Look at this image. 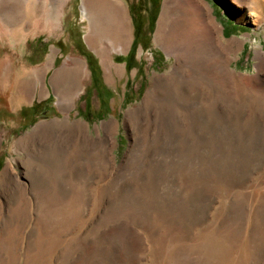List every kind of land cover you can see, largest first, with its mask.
<instances>
[{"label": "rangeland", "instance_id": "1", "mask_svg": "<svg viewBox=\"0 0 264 264\" xmlns=\"http://www.w3.org/2000/svg\"><path fill=\"white\" fill-rule=\"evenodd\" d=\"M99 3L0 0V264H264V0Z\"/></svg>", "mask_w": 264, "mask_h": 264}, {"label": "trees", "instance_id": "2", "mask_svg": "<svg viewBox=\"0 0 264 264\" xmlns=\"http://www.w3.org/2000/svg\"><path fill=\"white\" fill-rule=\"evenodd\" d=\"M154 4L156 5L157 4V1H154ZM232 27H231V29H233V31L234 30H236L238 27H236V26H233V25H231ZM133 46H135L134 45V43H133ZM81 46H78L77 48H78V51L79 50H81V49H79ZM81 55L86 59V61L88 62V66H89V70H90V77H91V80H92V84L93 85H95V87H96V84H97V80H96V77H95V74H93L94 73V70H93V67L94 66H96L95 64L93 65V64H91V58H92V55L90 54V53H87V51L86 50H81ZM94 87V88H95ZM48 101H51V96H49L48 97V100H47V102ZM46 103H41V104H38V103H34L32 106H30V107H27V108H23V109H21L20 110V112H19V114L20 115H28V116H30V119H29V123H28V125H31L32 123H34L36 120V117H37V113L39 112V111H41V113H42V109L46 106L45 105ZM45 105V106H44ZM49 108H51L50 106H49ZM24 126L25 125H22L21 126V128H24ZM25 129V128H24Z\"/></svg>", "mask_w": 264, "mask_h": 264}, {"label": "bare ground", "instance_id": "3", "mask_svg": "<svg viewBox=\"0 0 264 264\" xmlns=\"http://www.w3.org/2000/svg\"><path fill=\"white\" fill-rule=\"evenodd\" d=\"M100 1H102V0H92L93 4L96 5V6L100 4L99 3ZM84 13H85V11H84ZM121 43H122V40L120 39V37L116 36L115 44H121ZM65 80H66V83L68 84V82L71 80V78L69 77V78H66ZM69 84L65 88L66 93L64 94V98L62 100V103H63L64 107L68 106L69 101H70V99H71V97L73 95L72 89H71ZM26 100H27L26 91H21L20 89H18L17 92H16V95H14V104H20V103H22V102H24Z\"/></svg>", "mask_w": 264, "mask_h": 264}, {"label": "crops", "instance_id": "4", "mask_svg": "<svg viewBox=\"0 0 264 264\" xmlns=\"http://www.w3.org/2000/svg\"><path fill=\"white\" fill-rule=\"evenodd\" d=\"M86 9H87L86 6H84V9H83V10L85 11V13H86ZM69 83H70V81L68 82V84H69Z\"/></svg>", "mask_w": 264, "mask_h": 264}]
</instances>
